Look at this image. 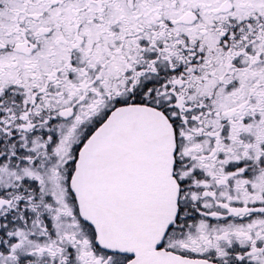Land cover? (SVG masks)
<instances>
[{"label": "snow or ice", "instance_id": "obj_1", "mask_svg": "<svg viewBox=\"0 0 264 264\" xmlns=\"http://www.w3.org/2000/svg\"><path fill=\"white\" fill-rule=\"evenodd\" d=\"M0 264H264V0H0Z\"/></svg>", "mask_w": 264, "mask_h": 264}]
</instances>
